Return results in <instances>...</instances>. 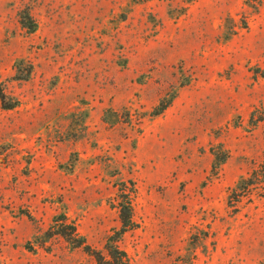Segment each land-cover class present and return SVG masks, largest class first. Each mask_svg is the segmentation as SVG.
<instances>
[{"label": "rangeland", "instance_id": "rangeland-1", "mask_svg": "<svg viewBox=\"0 0 264 264\" xmlns=\"http://www.w3.org/2000/svg\"><path fill=\"white\" fill-rule=\"evenodd\" d=\"M263 160L264 0H0V264H264Z\"/></svg>", "mask_w": 264, "mask_h": 264}, {"label": "trees", "instance_id": "trees-1", "mask_svg": "<svg viewBox=\"0 0 264 264\" xmlns=\"http://www.w3.org/2000/svg\"><path fill=\"white\" fill-rule=\"evenodd\" d=\"M28 20H31L28 17ZM33 31L35 30V23L32 22ZM31 73V71H29ZM26 74L23 78L24 80L28 78L29 73ZM171 102L164 103L161 102L159 107L156 109L154 116H160L169 106ZM226 157L217 161L214 165L215 169H219L222 164L225 163ZM260 189V197L264 198V160L255 167L248 177L240 179L235 187L231 190L229 194V204L230 206H235L237 203H240L244 198H250L252 192ZM131 198H128V201L121 205L120 209V219L123 224V228L120 232H117L116 235L110 236L107 240V245L105 250L107 252L104 256L101 252L96 251L91 246L87 245L85 239L80 237L75 229V227L70 226L71 232H67L64 228H61L58 224L57 235H60L67 239L74 248H83L86 253L90 254L95 258L97 264H129L128 257L125 252H123L119 246L118 242L120 240V235L132 229L134 227L133 220V209Z\"/></svg>", "mask_w": 264, "mask_h": 264}]
</instances>
